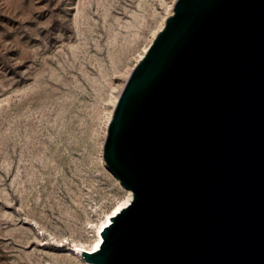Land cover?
Instances as JSON below:
<instances>
[{"label": "water", "instance_id": "1", "mask_svg": "<svg viewBox=\"0 0 264 264\" xmlns=\"http://www.w3.org/2000/svg\"><path fill=\"white\" fill-rule=\"evenodd\" d=\"M133 192L93 264H264V0H178L104 147Z\"/></svg>", "mask_w": 264, "mask_h": 264}, {"label": "rangeland", "instance_id": "2", "mask_svg": "<svg viewBox=\"0 0 264 264\" xmlns=\"http://www.w3.org/2000/svg\"><path fill=\"white\" fill-rule=\"evenodd\" d=\"M170 1L0 0V264H87L76 244L128 195L112 98Z\"/></svg>", "mask_w": 264, "mask_h": 264}, {"label": "bare ground", "instance_id": "3", "mask_svg": "<svg viewBox=\"0 0 264 264\" xmlns=\"http://www.w3.org/2000/svg\"><path fill=\"white\" fill-rule=\"evenodd\" d=\"M178 0H171L169 2V5H168V8H167V12L165 13L163 19L161 20V23L160 25L158 26V29L152 34V41H150V43L145 46V48L143 49L142 53H140L139 57H138V60L136 62V64L134 65V67L132 68H129L127 74H126V80H125V83L120 87V91H119V94L116 96L114 95L115 97L112 98L114 100L113 103H114V106H113V109L110 111L109 115H108V118H107V132H106V135H105V138H104V142H103V161L104 163L106 164V167H108L107 165V162L105 160V157H104V147H105V142H106V139H107V136H108V132H109V128L111 126V123H112V120H113V116H114V110H115V107L117 105V102L120 98V95L123 91V88L126 84V81L128 80V78L130 77V75L132 74L134 68L138 65V63H140V61L145 57V55L147 54V52L149 51L152 43L154 42V40L157 38L158 34L166 27V24H167V21L169 19V17H171L174 13H175V7H176V3H177ZM119 87V86H118ZM134 198V194L132 191L128 190V195L126 198H124L123 201L121 202H118V204L112 209V210H109L108 213L105 214V216L100 220L99 224L97 225V231H96V237L95 239L93 240V242L90 244V245H85V244H76V247L74 249V251L78 254L79 257H82L85 262L87 264H93L91 262H88L84 255H83V251H90V252H93V251H96L98 250L103 241H104V237L102 235V232L104 230L105 227H107L108 225L111 224L112 222V217H114L115 215H117L119 212H121L125 207H127L128 205L131 204L132 200Z\"/></svg>", "mask_w": 264, "mask_h": 264}]
</instances>
